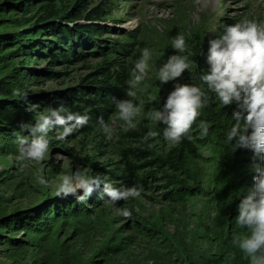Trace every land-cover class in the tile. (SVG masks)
I'll list each match as a JSON object with an SVG mask.
<instances>
[{"label":"trees","instance_id":"obj_1","mask_svg":"<svg viewBox=\"0 0 264 264\" xmlns=\"http://www.w3.org/2000/svg\"><path fill=\"white\" fill-rule=\"evenodd\" d=\"M1 8L19 12L21 17L3 21L0 18V22L11 21L10 26L18 29L10 34L0 33V157L18 155L17 135L29 134L22 132L19 125L35 123V113L26 110L29 106H38L37 111L63 107L67 112L90 117L85 126L68 138L92 145L94 155L83 160L74 149L64 148L62 140L55 138L62 129L49 132L50 149H66L77 162L88 166L91 175L99 174L117 188L142 186L144 191L162 186L167 190L162 196L180 211L172 237L163 239L162 244L152 245L139 258L132 255L130 247L140 238H151L148 227L151 222L143 217L137 198L111 204L102 196L101 189L93 193L86 204L78 203L75 197L59 196L11 210L0 206V254L15 263L29 259L27 264H90L87 261L91 254H95L94 264H250L231 241L234 232L246 233L235 220L241 200L254 184V153L244 148L232 150L226 136L234 123L235 105L222 107L200 79L209 69L206 62L209 40L203 28L184 26L180 10L176 18L164 22L158 34L146 30L137 39L126 37L117 49L125 58L113 56L112 51L104 53L92 81L85 78L77 88L50 96L27 92L28 85L40 79L33 75L31 65L41 61H50L51 66L66 65L80 55L86 42L103 44L104 32L95 23L107 12L106 2L90 10L87 0H6ZM82 20L87 24L75 25ZM177 35L185 37L187 56L195 62L182 75L183 82L201 87L209 97V104L192 126L191 139L186 137L179 145H173L163 138L165 126L154 125L149 118L150 112L163 107L167 95L164 90L168 85L150 73L134 89L128 81L141 50L150 46L147 39L157 40L155 53L163 59L167 58L172 39ZM150 65L152 69L151 62ZM46 76L54 79L57 74L51 71ZM130 91L135 95L129 96ZM122 99L143 106V114L134 121L135 128H128L118 118L115 101ZM100 118L113 129L111 138L101 129ZM201 121L209 125L207 136L201 135ZM149 131L160 135L144 143L143 137ZM206 147L214 148L221 170L209 186L203 179H195L187 168L188 161L198 159L200 150ZM110 156L114 159L110 160ZM201 195L209 197L212 206L210 223L188 224L186 200ZM109 205L118 211L125 208L131 211L128 218L132 220L133 235L125 239L126 242L120 237L116 239L126 244L125 247L117 246L115 241L111 245L104 243L115 224L109 216ZM64 218L69 224L61 233L59 221ZM79 225L80 229L71 237H65L71 227ZM97 239L103 244L100 251L93 246Z\"/></svg>","mask_w":264,"mask_h":264},{"label":"clouds","instance_id":"obj_2","mask_svg":"<svg viewBox=\"0 0 264 264\" xmlns=\"http://www.w3.org/2000/svg\"><path fill=\"white\" fill-rule=\"evenodd\" d=\"M186 46L183 35L172 39V48L176 52H184ZM151 58L149 49L141 50L128 81L131 88L138 87L145 79L151 67ZM206 62L209 69L200 79L215 94L222 107L235 105L232 113L234 123L226 136L228 144L233 151L244 148L254 153V184L241 200L235 220L240 228L246 229V233L234 232L231 242L245 254L250 264H264V22L244 19L226 26L219 38L209 41ZM194 64L186 55H172L159 67L158 79L162 84L178 80ZM128 95L134 96L135 92L130 91ZM208 104L209 97L201 87L178 83L168 94L163 107L150 112L149 118L154 125L165 126L163 138L167 142L179 145L186 137L191 139L189 133L192 126ZM37 107L31 105L26 109L35 113V123L21 122L19 125L22 132L29 133L27 136L17 135V159L21 161H43L51 147L50 131L62 129L55 138L64 140L90 119L88 115L67 112L63 107L44 111H37ZM115 107L118 118L128 128H135L134 121L143 114V106L122 99L115 101ZM98 123L111 138V126L103 118ZM200 129L201 135L207 136L209 125L206 122L201 121ZM159 135L157 131H149L143 137V142L147 143ZM148 146L153 147L151 144ZM39 183L47 185L43 176ZM81 190L83 194L77 195ZM97 191H101L109 203L116 204L140 197L143 187L117 188L99 174L89 175L87 169L62 175L57 186V195L75 196L76 201L82 204H86ZM119 211L126 218L131 216V211L126 208Z\"/></svg>","mask_w":264,"mask_h":264},{"label":"rangeland","instance_id":"obj_3","mask_svg":"<svg viewBox=\"0 0 264 264\" xmlns=\"http://www.w3.org/2000/svg\"><path fill=\"white\" fill-rule=\"evenodd\" d=\"M102 2H106L108 8L105 15L95 24L101 26L104 35L102 36L103 44H88L80 55L71 61H67L66 65L55 63L51 66L50 61H41L31 65L33 75L39 77L38 83L29 84L27 92L55 95L66 93L77 88L86 78L88 81L94 79V72L97 65L104 59V53L113 52V56L121 55L117 49L128 36L137 39L140 33L150 30L152 34L160 33L161 27L167 20L176 18L182 10L183 24L188 28L202 27L206 33L207 39L214 40L219 38L226 26L241 22L244 19L264 22V0H87L89 9L98 7ZM6 0H0V7L4 6ZM12 17H21L19 12L0 9V18L10 19ZM11 21L7 23L0 22V33L6 32L10 34L18 30L10 26ZM79 25H86L87 22L82 20ZM227 24V25H225ZM148 49L152 52L150 60L152 69L148 73L152 76H158V69L172 55H188L189 50L186 47L184 52H176L169 48L167 58L158 57L155 53V39H147ZM90 42V43H91ZM104 51V52H102ZM2 64L0 63V71ZM53 72L57 74L54 79L49 78L46 74ZM147 73V74H148ZM184 84L183 77L178 80L167 83V99L168 94L174 90L176 84ZM89 84V83H88ZM166 102V100H165ZM79 140H70L66 138L62 140L64 148H72L80 159L94 155L93 146L78 143ZM98 153V151L96 152ZM18 155H4L0 157V206L11 210L13 208L25 207L31 204H41L49 197H59L57 195V186L62 175H71L75 171L88 170L85 163L77 162L66 149L56 150L50 149L48 156L40 162L21 161L17 159ZM98 157V156H96ZM110 160L114 158L108 157ZM103 163L105 160H99ZM187 168L195 179H203L207 186L213 185L216 178L220 175V165L218 156L212 147H206L200 150V157L195 160H189ZM47 181V185L39 183L40 177ZM158 184H162L157 182ZM213 187V186H212ZM167 190L165 188L144 190L137 200L140 203L142 215L147 218L151 224L148 225L151 232V238H140L138 243L130 247L132 255H138L142 258L152 245L163 243V239H170L177 228L176 222L179 218L178 207L170 205L162 196ZM82 193L78 191L77 195ZM74 198L75 196H68ZM190 198V197H189ZM206 195L197 196L187 201L186 219L188 224L202 225L210 223L212 215V206L208 202ZM111 214L109 216L114 220V226L109 239L104 243L111 245L115 241L117 246H124L122 242L133 235L131 218L124 217L116 208L109 205ZM108 211V210H106ZM69 221L63 219L59 221L61 233L67 229ZM187 226V225H185ZM80 225L71 227L65 234V237H71L73 233L80 229ZM122 239L116 241L118 238ZM103 244L100 239L95 241L94 248L100 251ZM95 251V250H94ZM91 254L87 263L92 262ZM133 257V256H132ZM29 259L15 263L13 260L6 258L0 254V264H27Z\"/></svg>","mask_w":264,"mask_h":264}]
</instances>
